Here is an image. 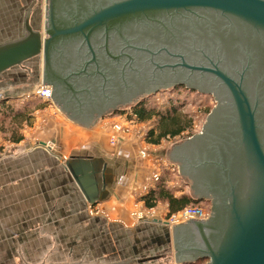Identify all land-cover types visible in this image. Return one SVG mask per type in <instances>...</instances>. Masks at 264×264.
I'll return each mask as SVG.
<instances>
[{
    "label": "water",
    "instance_id": "obj_1",
    "mask_svg": "<svg viewBox=\"0 0 264 264\" xmlns=\"http://www.w3.org/2000/svg\"><path fill=\"white\" fill-rule=\"evenodd\" d=\"M45 1L42 27L28 21L24 35L0 44V75L40 57L52 101L85 126L152 97L129 90L157 74L193 79L199 89L187 88L216 104L204 131L182 142L188 153L197 138L194 157L175 158L174 145L166 160L195 180L210 214L174 222L167 247L177 264H264V0ZM119 90L131 101L92 113Z\"/></svg>",
    "mask_w": 264,
    "mask_h": 264
},
{
    "label": "crops",
    "instance_id": "obj_2",
    "mask_svg": "<svg viewBox=\"0 0 264 264\" xmlns=\"http://www.w3.org/2000/svg\"><path fill=\"white\" fill-rule=\"evenodd\" d=\"M45 2L0 0V44L28 21L42 27ZM51 105L0 151V264H176L168 203L132 215L135 204L152 208L139 199L152 170L141 145L133 135L111 141L109 117L85 126Z\"/></svg>",
    "mask_w": 264,
    "mask_h": 264
},
{
    "label": "rangeland",
    "instance_id": "obj_3",
    "mask_svg": "<svg viewBox=\"0 0 264 264\" xmlns=\"http://www.w3.org/2000/svg\"><path fill=\"white\" fill-rule=\"evenodd\" d=\"M41 68V58L36 57L34 59L28 60L23 65L17 66V70H20L23 74L25 73V76L30 78L28 82L26 80H22L19 77L15 78V80H13L12 82H8L6 77H3L2 74L0 75V151L10 149L11 145L14 146V144H12L13 141H11L10 139L13 132L15 134L22 135V129L25 127V125L31 124L32 127L35 125V122L33 120V118H35V113L40 111L44 112L50 110L51 107H53V105L50 106V101H52V99L46 100L41 95H37L35 93L37 92L35 90H39L41 88V85L43 84L41 81ZM35 74L39 75L36 80L32 78ZM9 78L12 77L9 76ZM146 100L148 101L149 105L155 106L157 107V109L161 110L166 109L167 105L173 102L179 104L180 111H182V113L187 116L188 119L192 120L190 129L183 131L176 137L163 138L159 144L153 145L145 140V134L152 127L157 125V121L155 118L146 122H141L138 120L133 121L131 120L132 118H130V112H127L122 114L112 113L108 116H103L98 120L100 122L102 118L104 119L105 117H109L110 119L107 120L110 123L109 126L113 130L115 129V124H120L122 130H116L115 139L110 137L111 141H117L121 137L133 135L135 141L141 145V147L139 148V155L143 158L150 159L152 165L150 180L147 185L140 190L143 189L144 191H149L151 189L149 187V183L151 184L153 170L157 168L161 174L160 180L158 182H160L164 177L166 179V186L171 189L174 194H187L191 196L190 187L188 183L181 177L179 171L174 170L171 166L167 167V163H165L163 159L157 158L156 154L157 152H159V155L163 156L164 152L165 157L163 158L166 159L167 155L170 153L174 145H180L187 139L201 134L204 131V126L214 109L216 100L211 94H200V91L185 87H172L165 93H163V89H160L152 97ZM2 102L8 103L14 109L25 107V109H27L29 117L23 121L21 126L17 127L11 120V118L1 110V106L3 105ZM3 107L8 113L9 110L7 109V107L5 105H3ZM123 108L127 107H121L120 109ZM142 150H147L149 151V153L146 156L142 155ZM154 151H156V154H153ZM158 182H156L154 185L156 186ZM163 203V201H159L157 203L158 207L157 205L155 206L156 209L154 207L155 213H161ZM195 206H203L207 210H210L209 200H204L199 204H195ZM135 208V210L143 213H146L147 211L141 208L139 209L136 204ZM133 218L140 221V219L134 215ZM166 218H169V216H167ZM168 249L170 250V252L172 251L171 247ZM173 257L174 256L170 257L171 262L174 260Z\"/></svg>",
    "mask_w": 264,
    "mask_h": 264
},
{
    "label": "trees",
    "instance_id": "obj_4",
    "mask_svg": "<svg viewBox=\"0 0 264 264\" xmlns=\"http://www.w3.org/2000/svg\"><path fill=\"white\" fill-rule=\"evenodd\" d=\"M184 88V86H176V88ZM175 88V87H174ZM7 107L9 112L5 111L3 105L1 110L11 118L14 124L18 127L21 126L23 121L29 117L27 109L25 107L14 109L8 103L2 102ZM130 112L136 116V119L141 122L150 121L156 119L157 125L152 127L146 134L145 140L151 144H159L163 138L176 137L183 131L190 129L191 119H188L182 111H180L179 104L173 102L167 105L166 109H157L155 106L148 104L146 98L132 104L130 107L115 110L114 114H122ZM11 141L19 142L23 139L20 134L11 135ZM147 207H155L159 201L167 202L169 206L168 216L176 213L187 206H195L204 201L202 198H195L187 194H181L180 196L173 193L171 189L166 186V179L163 177L155 187L151 188L146 194L139 198ZM205 258L198 259L195 262H187L182 264H204Z\"/></svg>",
    "mask_w": 264,
    "mask_h": 264
},
{
    "label": "flooded vegetation",
    "instance_id": "obj_5",
    "mask_svg": "<svg viewBox=\"0 0 264 264\" xmlns=\"http://www.w3.org/2000/svg\"><path fill=\"white\" fill-rule=\"evenodd\" d=\"M166 21H168V20H164L163 22L166 23ZM157 25L158 24L156 23L154 26H157ZM160 25H162V24H160ZM154 26H151V27H154ZM147 28H148V26L146 24L138 25L137 30H136V34H138L139 36H141L143 38H146V36H144L146 33H143L142 30L147 29ZM25 75H26L25 73L23 74V73H21L20 70H17V67H14V68L10 69L9 71H6L2 74L3 77H6L8 82H12L13 80H15V78H18V77L21 78L22 80H26L28 82V80H30V78L26 77ZM9 76H11L12 78H9ZM38 76H39L38 74H35L34 77H32V78L34 80H36L38 78ZM187 85L198 88L196 82L193 79L188 80L186 83V81H184V79L179 77V75L170 76L168 74H157L155 78H148L145 81L139 82L135 88H131L129 91L132 93L131 97L133 98L134 95H140L141 93H151L154 91H159L160 89H162L166 86H172L173 88L176 86H184L185 88H187ZM192 89H194V88H192ZM194 90H197V89H194ZM197 91H199V90H197ZM59 95H61V94H59ZM124 95H125V90H119V91H116L110 99H104L103 101L100 99L98 101L97 105L92 107V109H91L92 113L94 114V113L99 112L100 110H105V109L110 110V109L120 108V105L128 102L129 100L131 101V99H132V98H125ZM143 98H146V97H143ZM60 99L63 102H65V104H67V105L69 104L68 106H73V103H70L71 98L68 94H65L64 96H60ZM135 100H137V99H135ZM139 101L140 100L138 99L137 102H139ZM196 139L194 141H192V143H190V148L188 150V153L184 152V154L183 153L181 154L180 148H183V145H185L183 143H181L179 146L174 148L172 150V154L174 155V157L178 158V159L181 158V160H183V158L187 157V156H190L193 158L194 153H195V148H196ZM193 181H194L193 184H192V181L190 182V180H188V182H187L190 188H192V186L194 187V191H193L194 193L193 194L196 196L202 197V199H207V198H204L205 196L203 195V192L199 189L198 184L195 183V180H193Z\"/></svg>",
    "mask_w": 264,
    "mask_h": 264
},
{
    "label": "built area",
    "instance_id": "obj_6",
    "mask_svg": "<svg viewBox=\"0 0 264 264\" xmlns=\"http://www.w3.org/2000/svg\"><path fill=\"white\" fill-rule=\"evenodd\" d=\"M51 90H52V87L50 85H45V84H42L41 85V90L40 92H38L39 90H35L37 92H35L37 95H41L43 98H45L46 100H51L52 97H51ZM41 93V94H39ZM130 118H132L131 120H137L136 119V116L133 115L132 113H130ZM114 130L116 132L117 131H120L122 130L121 128V125L120 124H115L114 125ZM147 134V132H146ZM145 134V136H146ZM115 135L114 134L112 136V138L115 139ZM170 138V137H168ZM142 155H147L149 153V151L147 150H142L141 151ZM153 154H156V151L153 152ZM157 158H161L164 160L165 163H167V167H173L174 170L176 171H179V169L177 167H175V165L172 163V162H169L167 161L166 159H164L163 157H165L164 155V152H163V156H160L159 155V152H157ZM159 156V157H158ZM180 173V172H179ZM160 177H161V174L159 172V170L156 168L155 170H153V174H152V177H151V184H155L156 182H158L160 180ZM150 184V183H149ZM146 189V188H145ZM151 210V211H150ZM155 211H154V207L150 208L149 210L146 211V213H143V212H140V211H133V215L136 216L137 218L139 219H145L146 217H150V216H155ZM185 214H188V215H193V216H200V217H209V214H210V210H207L205 207L203 206H187L185 207L184 209L176 212V213H173L169 216V218H166V221L165 223L170 225V226H173V223L174 222H177L178 219H181Z\"/></svg>",
    "mask_w": 264,
    "mask_h": 264
},
{
    "label": "bare ground",
    "instance_id": "obj_7",
    "mask_svg": "<svg viewBox=\"0 0 264 264\" xmlns=\"http://www.w3.org/2000/svg\"><path fill=\"white\" fill-rule=\"evenodd\" d=\"M34 59V58H33ZM40 90H41V88L39 89V91L38 92H40ZM39 94H41V93H39Z\"/></svg>",
    "mask_w": 264,
    "mask_h": 264
}]
</instances>
